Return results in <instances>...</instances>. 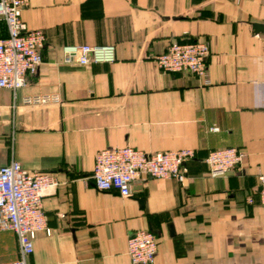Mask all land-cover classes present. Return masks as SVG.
Masks as SVG:
<instances>
[{
    "label": "crops",
    "instance_id": "obj_1",
    "mask_svg": "<svg viewBox=\"0 0 264 264\" xmlns=\"http://www.w3.org/2000/svg\"><path fill=\"white\" fill-rule=\"evenodd\" d=\"M21 20L45 43L26 85L0 89V167L15 160L57 181L42 202L51 233L26 264H131L127 238L149 230L154 264H264V0H28ZM175 42L207 44L204 77L157 67ZM75 45L111 47L113 60L63 63ZM124 146L195 158L183 184L140 177L129 198L96 190L95 154ZM227 147L243 162L209 177L204 158ZM17 258L15 235L0 233V263Z\"/></svg>",
    "mask_w": 264,
    "mask_h": 264
},
{
    "label": "built area",
    "instance_id": "obj_2",
    "mask_svg": "<svg viewBox=\"0 0 264 264\" xmlns=\"http://www.w3.org/2000/svg\"><path fill=\"white\" fill-rule=\"evenodd\" d=\"M28 0H0V22L6 36L0 37V89L14 94L26 85L27 75H35L42 62L41 50L45 36L41 30H27L21 20V12ZM63 63L85 66L113 60L111 47L89 45L62 48ZM209 48L203 42L172 43L165 53L156 57L157 67L165 73L187 72L204 77L207 72ZM56 102L52 97H26L24 105L37 106ZM209 132H219L210 127ZM191 149H179L156 153H144L124 146L106 148L94 156L91 181L101 192H113L122 198L132 196V183L140 177L173 180L183 184L186 179L184 164L194 160ZM244 153L227 147L210 151L204 158L207 174L219 178L243 162ZM57 185L55 177L46 172L27 171L11 160L0 167V233L11 232L18 246V258L0 264H26L32 255L34 240L39 233L49 236L42 208L44 197ZM258 202L264 211V174L258 177ZM252 204L254 200H247ZM157 254V238L150 231H137L127 238L126 255L131 264H154Z\"/></svg>",
    "mask_w": 264,
    "mask_h": 264
},
{
    "label": "water",
    "instance_id": "obj_3",
    "mask_svg": "<svg viewBox=\"0 0 264 264\" xmlns=\"http://www.w3.org/2000/svg\"><path fill=\"white\" fill-rule=\"evenodd\" d=\"M151 233H153L154 235H158L157 233H154L153 231L149 230Z\"/></svg>",
    "mask_w": 264,
    "mask_h": 264
}]
</instances>
